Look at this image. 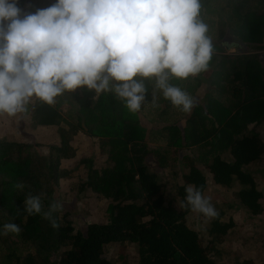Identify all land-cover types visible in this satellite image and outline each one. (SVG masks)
Here are the masks:
<instances>
[{
	"label": "trees",
	"instance_id": "trees-1",
	"mask_svg": "<svg viewBox=\"0 0 264 264\" xmlns=\"http://www.w3.org/2000/svg\"><path fill=\"white\" fill-rule=\"evenodd\" d=\"M55 2L20 0V7L34 12ZM200 4L213 45L208 69L186 80H169L193 98L190 113L166 100L152 78L142 80L147 91L141 113L130 112L111 92L97 94L86 87L65 92L54 105L33 98L19 120L25 118L26 128H44L38 131L44 136L58 134L59 143L50 144L48 153L33 135L23 141L0 137V264H117L107 258L115 244L122 254L126 245H135L137 264H219L225 251L249 247L251 236L235 244L237 237L229 233L235 220L223 219L231 210L254 222L264 211V191L255 176L256 164L264 158L259 133L264 125V54L259 53L264 48V0ZM224 40L244 52L226 54ZM152 119L161 124L153 133L148 129ZM80 132L105 160L97 167L95 159H83L87 172L72 192H91L108 201V221L77 231L60 208L53 214L58 225L53 228L43 213L54 202L65 175L62 162L75 156L72 142ZM149 136L155 148L148 147ZM162 169L170 170L166 182ZM190 184L205 197L212 186L233 193V203L221 204L209 230L188 224L192 210L185 188ZM28 195L40 196V214L25 211ZM8 223L17 224L20 232L4 235ZM121 260L118 264H128L127 257Z\"/></svg>",
	"mask_w": 264,
	"mask_h": 264
},
{
	"label": "clouds",
	"instance_id": "clouds-1",
	"mask_svg": "<svg viewBox=\"0 0 264 264\" xmlns=\"http://www.w3.org/2000/svg\"><path fill=\"white\" fill-rule=\"evenodd\" d=\"M200 12V0H56L34 12L20 0H0V116L26 113L33 98L54 105L85 87L111 92L137 113L147 91L142 80L152 78L166 100L190 113L193 98L169 80L208 69L213 45ZM185 192L192 211L218 215L199 188L190 184ZM24 205L28 215L42 211L39 195H28ZM60 208L54 201L43 213L53 228ZM9 232L20 227L5 224Z\"/></svg>",
	"mask_w": 264,
	"mask_h": 264
},
{
	"label": "rangeland",
	"instance_id": "rangeland-1",
	"mask_svg": "<svg viewBox=\"0 0 264 264\" xmlns=\"http://www.w3.org/2000/svg\"><path fill=\"white\" fill-rule=\"evenodd\" d=\"M227 39V38H226ZM226 40H224L225 42ZM264 46V44H263ZM244 52V51H243ZM237 50L235 47H230L227 49V54H238L243 53ZM259 53L264 54V48L260 49ZM140 112V111H139ZM163 112V111H162ZM141 113V112H140ZM142 118L145 115L141 114ZM157 116V115H156ZM163 117V116H162ZM25 119V118H23ZM19 120V114L15 117L4 116L0 119V137L5 138L10 141L25 140L30 136H34L35 142L41 143L42 151L44 153L49 152L50 144L59 143V136L54 131L49 133V136H44L43 133H38L39 129L44 128H32L31 126L26 128L23 127L26 120ZM161 119V118H160ZM157 120L152 119L148 121V129H151L153 133L157 126L155 125ZM153 127V128H150ZM252 128V126H250ZM259 133L264 141V125L259 130ZM40 135V136H39ZM148 147L155 148L156 142H152L151 136L148 137ZM72 145L76 151L75 156L71 159L64 160L62 162V170L64 171V177L61 179L59 189L54 195V201L61 205V209L66 215V219L72 223L74 228L78 231L86 227L90 223H104L107 222L106 209L109 202L104 199H99L91 192L80 193L72 192L74 185H78L82 181V177L87 172L85 164L82 162L83 159L93 158L97 167H102L105 158L99 155V149L96 145H93L89 137L84 133H79L73 140ZM261 163L256 164L255 176L258 181V185L264 191V158ZM153 158L148 159V165L152 166ZM162 180L166 182L170 178V170L162 169ZM208 178H212V174H207ZM209 194L206 197H210V202L216 209V211H221V204L223 202L233 203V193L231 190L224 191L219 187L216 189L214 186L208 189ZM177 203L181 201V197H177ZM218 208V209H217ZM223 208V205H222ZM226 211V210H225ZM188 224L190 228L197 231L203 230L202 228L210 229V221H214L215 217L210 220L202 213L191 211L188 215ZM235 220V227L229 232L231 235H235L234 243L244 240L246 237L251 236L249 241V247L246 245H236L230 252L225 251L226 258L224 261L219 262V264H264V211L262 214L256 217L254 222L246 220L242 216L241 212L229 213L224 217L223 221L228 222L229 218ZM209 220V221H208ZM233 244V243H232ZM227 246H224L226 250ZM127 250L121 252V247L119 244L112 245L109 248L107 258L111 261H115L117 264L122 262L121 256L127 257L128 264L138 263V253L135 245H126ZM65 251V250H64Z\"/></svg>",
	"mask_w": 264,
	"mask_h": 264
},
{
	"label": "water",
	"instance_id": "water-1",
	"mask_svg": "<svg viewBox=\"0 0 264 264\" xmlns=\"http://www.w3.org/2000/svg\"><path fill=\"white\" fill-rule=\"evenodd\" d=\"M232 45L236 47V44H232Z\"/></svg>",
	"mask_w": 264,
	"mask_h": 264
}]
</instances>
